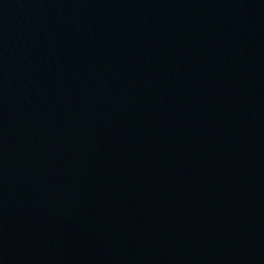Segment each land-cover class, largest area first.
I'll list each match as a JSON object with an SVG mask.
<instances>
[{
  "label": "water",
  "instance_id": "1",
  "mask_svg": "<svg viewBox=\"0 0 264 264\" xmlns=\"http://www.w3.org/2000/svg\"><path fill=\"white\" fill-rule=\"evenodd\" d=\"M0 264H264V0H0Z\"/></svg>",
  "mask_w": 264,
  "mask_h": 264
}]
</instances>
